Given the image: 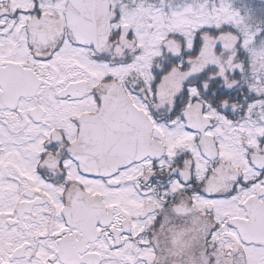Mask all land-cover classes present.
Returning a JSON list of instances; mask_svg holds the SVG:
<instances>
[{
	"label": "snow or ice",
	"instance_id": "snow-or-ice-1",
	"mask_svg": "<svg viewBox=\"0 0 264 264\" xmlns=\"http://www.w3.org/2000/svg\"><path fill=\"white\" fill-rule=\"evenodd\" d=\"M0 264H264V0H0Z\"/></svg>",
	"mask_w": 264,
	"mask_h": 264
}]
</instances>
